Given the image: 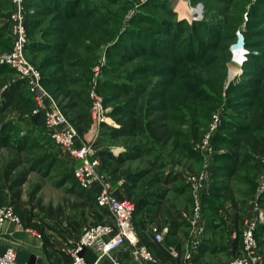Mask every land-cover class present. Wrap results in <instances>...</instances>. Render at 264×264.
<instances>
[{
	"label": "trees",
	"instance_id": "obj_1",
	"mask_svg": "<svg viewBox=\"0 0 264 264\" xmlns=\"http://www.w3.org/2000/svg\"><path fill=\"white\" fill-rule=\"evenodd\" d=\"M206 1L209 3L207 14L218 12L222 18L220 22L212 23L211 18L208 21L195 20L192 23L177 19L173 23L152 29L151 26L157 23L158 18L149 13L134 15L125 21L126 14L141 3L140 0H25L28 37L26 56L40 71L43 85L75 126L79 136L85 138L92 128L90 90L93 82L98 81L97 90L103 96L105 104L113 107L110 115L119 124V127L103 124L107 128L104 134L111 132L109 135L112 140H133L123 141L128 154L114 156L110 151H99L98 154L100 158L108 156L113 161V167H110L113 170H107L113 183L120 181L126 174L134 179L133 182L124 181L122 187L126 198L135 205L134 221L137 231L148 225H151V231L153 225L160 229L168 227L169 231L161 242L155 241V235L151 233L155 241L154 253L161 263L184 264L187 250L185 243H175L171 238L179 236L182 228L191 227L189 218L193 197L190 184L183 181L188 194L186 200L191 208L190 213L185 215L180 206L168 197V191L164 187L172 180L180 179L165 171L160 173L163 165L155 166L156 160H164L179 153L178 161L192 169L190 173L200 171L201 168L196 171L184 162L182 156L192 155L202 165L204 155L198 149L194 151L193 142L202 140L214 110L224 101L240 103L238 107H250L251 110L227 116L222 114V127L212 137L215 153L210 161L211 181L202 197V215L205 222L209 221L210 216L220 217L225 202H232L237 206L233 181L250 184V189L254 191L260 181L259 176L264 173V107L259 104L264 100V69L258 72L264 65V58L250 53L247 60H243V68L253 67L256 70L254 74L260 77L259 81L253 79L248 82L245 90L236 93L234 97L232 96L236 87H231L230 84L225 89L227 60L232 58L231 46L237 41L236 31L239 28L244 34L247 32L239 25L244 22L242 14L246 12V6L251 0ZM144 6L141 5L137 10H142ZM32 8L38 9L31 12ZM12 9L11 0H0V19H8L0 22V31L3 32L0 34V54H7L13 48L12 31L10 36L5 37L9 26L11 29L9 19ZM175 12L168 9L173 17L177 15ZM148 22L151 23L149 27L139 25ZM157 34H164L170 40L159 42L155 39ZM185 34H189L190 38L183 37ZM51 37L56 39L50 40ZM194 38L199 41H193L196 40ZM178 39L184 40L181 46ZM246 42V47L250 48L247 37ZM103 53H106L107 61L101 65ZM142 58L152 61L144 63ZM255 61L262 65H256ZM126 64H131V67L122 70ZM97 67L104 76H99L100 73L96 75ZM16 73L18 74L13 67L0 64V122H4L1 125L2 130L16 128L17 134L21 132V129L13 126V121L7 120L8 114L13 111L28 113L31 126L44 123L47 129L46 120L43 119L44 112H35L38 104L28 80L15 77ZM141 74L151 79L143 81ZM155 79L158 80L154 81ZM249 99L251 103L244 101ZM237 118L242 122L239 123ZM2 137L6 139L7 135ZM10 140L11 136H8L6 144L12 143L13 148H20L17 146L18 140ZM24 142L26 141H21L22 149L19 151L43 148L33 141L27 146L28 149H24ZM224 146L230 148L226 150V157L218 151ZM153 152L157 154L156 159L148 161L152 165L150 169L134 173L124 170L127 162L141 159L144 155L150 157ZM35 158L31 161L45 167L60 162L50 151L36 155ZM223 158L229 163L221 161ZM23 162L19 157L12 158L0 169V203L9 200L15 203L20 200L21 187L27 182L30 173L19 170ZM32 168L34 171L35 167ZM74 171L75 166L65 182L75 179L78 189L73 188L72 192L81 201V206L93 207L110 215L105 207L98 204L94 194L81 187ZM153 171L154 175L149 176ZM142 177L145 179L143 185L140 183ZM155 187L158 189L152 191V194L141 193ZM8 192H12L17 199L8 198ZM250 193L251 190H248L245 194ZM3 205L5 204H0ZM144 215L148 219L137 220L138 216ZM235 217L234 221L240 225L241 215L236 214ZM108 222L111 221H97L88 225ZM209 226L213 227L210 223ZM261 228L264 229V226ZM142 238L146 240V237ZM206 242H209L207 247H215L210 245V242L213 243L211 239L207 238ZM202 245L203 242L200 250L205 248ZM170 246L176 250L177 256L169 250ZM218 248L211 253L218 254ZM242 251L243 246L242 250L238 249L232 255L229 264ZM203 256L200 257L198 253L194 258L195 264L200 261L202 264H211L201 260ZM68 262L71 264V257Z\"/></svg>",
	"mask_w": 264,
	"mask_h": 264
},
{
	"label": "rangeland",
	"instance_id": "obj_2",
	"mask_svg": "<svg viewBox=\"0 0 264 264\" xmlns=\"http://www.w3.org/2000/svg\"><path fill=\"white\" fill-rule=\"evenodd\" d=\"M140 2L141 3H138L135 7L130 9L128 13L129 15L126 14V22L128 21V17L132 18L134 15H138L141 13H149L155 15L158 18L159 22L157 21L155 25L151 26L152 29L159 27V25H164L171 22L173 23L177 19L180 21H188L190 23L194 22L195 20L208 21L210 18L212 23H217L222 20L218 12L207 14L209 10V3L206 0H140ZM180 4L190 9L192 16L191 18L182 17L181 13L176 10L177 5ZM141 5H145L144 8L142 10H137ZM213 5H216V3H214ZM36 9L38 8H32L31 12L35 11ZM168 9H172L174 12L177 11L175 12L177 15L173 17L168 13ZM246 9V12L242 14V16L244 17V22L241 23L239 27H241L244 31H247L245 35H247L246 37L249 40L251 47H246L247 53L245 55L243 54V56L245 57V60H247V57H249L250 53H252L255 56H260L259 58H264V2L251 0V2L247 4ZM142 19H145V17H142ZM4 21H8V19H0L1 23H3ZM162 22L164 23L161 24ZM139 25L149 27L148 25H151V23H140ZM10 31L11 29L9 26L7 35L5 37L10 36ZM40 31H42V29ZM1 33L3 32L0 31V34ZM183 37L190 38L189 34H185ZM55 39L56 37L50 38V40ZM155 39L161 42L164 39H169V37L164 34H157L155 36ZM183 41V39L177 40L179 46L182 45ZM193 41L198 42L199 40L196 39ZM185 45L188 46L187 43ZM162 47H165V45L162 44ZM231 52L232 58L229 61L227 60V78L225 80V89H227L230 84L231 87H236V90H234L235 92L232 96L234 97L236 93L243 92L245 90L244 88H246V86L249 84L248 82L252 81L253 79L254 81H259L260 77L254 74L256 70L253 67L243 68V63L241 65L239 64L240 58L236 57L232 49ZM2 55H4V53L0 54V56ZM105 55L106 53H103L101 57V65H104L107 61ZM141 61L144 63H151L150 61L152 60L142 58ZM154 62H156V60H154ZM255 63L256 65H262V63L258 61H255ZM125 67H131V64H126L124 67H122V70ZM262 69H264V65L258 72H261ZM100 75L101 73L99 74V76ZM102 76H104V74H102L101 77ZM15 77L20 78L21 76L16 73ZM140 77L143 78V81L151 79L150 77H146L144 74H141ZM158 79H155L154 81ZM97 88L98 81L96 83V89ZM244 101H246V103H251L250 99ZM259 104L260 107H264V100H261ZM239 105L240 103H231L224 101L223 104L217 106V108L214 110V113H218L222 117V114L224 116H227V114L233 115L236 114V112L244 113L251 110L250 107H238ZM106 106L108 107L107 119L104 123H102V125L106 124L113 127H119V124L116 122L115 118L110 115V113H112L113 107L108 104ZM36 109H38V107ZM27 114L13 111L7 116V120L13 121V126L18 127L19 130L21 129V132L19 134H17L16 128H8V130H2L1 125L4 122H0V169L2 168L3 164L9 159L19 157L24 161L19 170H27L28 172H30L27 178V182L21 187L20 192L22 194L20 200L15 203L9 200L8 202L4 201L0 204H5L3 206H11L8 204H12L11 207L15 209L17 216L21 218L22 224L25 227H32L33 230L41 233L45 238H63L66 246L64 245L63 241H61V243H63V245H61L62 247L65 246V248L68 249L71 245L70 243H72V241H75V239H73V235L75 233H78L80 235L84 226L95 223L97 221H112V217L105 212L103 213L99 209L81 206V201L77 198L76 194L72 192L73 188L78 189L75 183V179L65 182L71 175L74 166L77 167L78 162L75 159L71 158L56 142L53 141L50 131L48 128L46 129L44 123L43 125L40 123L38 126H31V124L28 122V118L30 117V115ZM43 119L46 120L45 118ZM236 120L239 123L242 122L240 118H237ZM221 124L219 125L218 129L220 128ZM102 125H100L97 129L91 128V132L89 131L88 136H86L85 138L79 136V144L85 142H93L96 145V143H98L96 145L98 151H110L114 156H118L122 153L128 154L129 152H127L126 147L123 145V141L128 139L129 142H132L133 140L130 138H120L112 140L110 139L111 135H109L111 132H108V134L105 135V129L107 128L103 127ZM208 129L209 126L207 128V131ZM218 129L214 132V134L218 131ZM93 132H95V134L91 137L90 133ZM102 133L104 134L103 136ZM3 135H7L6 139L2 137ZM8 136H11L12 140L10 141L14 142L18 140L19 144H17V146L20 148H13L12 143L6 144L8 142ZM204 136L202 135L203 138L201 137L202 140L200 142H198L200 139L193 142L195 143L193 146L194 151L195 149L200 150L199 148H197V146L198 144L203 142ZM22 140L26 141L24 142V145L26 146L24 149H26L29 143L33 141H35L37 145L43 146L44 149L42 148L33 151H19L22 149ZM227 149L230 150L228 146H224L223 149H220L218 151L224 153L223 157H226ZM47 151H50L53 155H55V157H58L60 162L53 166L45 167L40 165L39 163L31 161L32 159H36V155L39 156L40 154ZM214 151L208 157L210 161L213 157V154L215 153ZM152 154L150 157L149 155H144L141 159L127 162L124 166V170H130L132 173H134L135 171H144L150 169L152 165L149 164L148 161L155 158L157 152L156 154L155 152H153ZM202 154L205 155L203 152ZM179 155V153H176V156L166 157L164 160L157 159L155 166L160 167L163 165L162 169L159 170L160 173L162 171H165L166 173H170V175H173L174 177H178V179H180L172 180L171 183L165 184L164 187L168 191V197L175 203H177L186 213H190L191 208H189V204L186 200L188 198V194L185 191L183 181H188V176L193 170L191 169V171L189 167L183 164V162L178 161ZM182 157L183 161L187 162L189 166H192L194 170L198 171L200 168H204L205 158L203 159L204 162L201 165L200 162H197L195 160L197 158L192 155H185ZM221 161H223L224 163H229L225 158L221 159ZM100 162V170L103 171L104 168L106 169L104 170L105 176L109 177L114 189H121V187L123 186L122 183L124 181H134V179L129 176L128 177L130 179H128L126 174L122 178H120V181L113 183L111 177L109 176V173L107 172V170L109 172L113 170L112 168H110L111 166L113 167V165L111 164L113 161L108 156H105L103 158H100ZM32 166L35 167L34 171H32ZM263 174L259 176L260 181L262 180ZM152 175H154V171L149 174V176ZM144 181V178L140 181L141 185H143ZM260 181L254 191L250 189V184L245 185L239 181H233L234 190L236 192V200L238 203L237 206L232 202H225V207L221 212L220 217L210 216L209 221L205 222L207 233L205 238H203L204 241L202 246L207 247V245H209V242H206L207 238H209L213 242L212 244L210 242L211 246H215L217 248L220 247L218 248L220 249L219 254L215 255L214 257H217L218 259L220 258L222 261L219 260L217 264H229V260L232 255L235 254L238 249L242 250L241 237L243 233L242 231L245 227V223L249 217L255 216L258 217L257 236L260 243V250L262 252L261 254L264 257V229L261 228L262 226H264V191H260L262 185V181ZM157 189L158 188L155 187L152 190H145L141 193L148 195L152 194V191ZM17 190L19 191L18 188ZM248 190H251L250 195L245 194ZM7 194L8 198L17 199L12 192H8ZM151 197L152 196H150V198ZM237 210L240 211L237 212ZM236 214L241 215L240 225H237L234 221V219H236ZM145 218L148 219L146 215L138 216L137 220H144ZM209 223L213 227H210ZM148 226L145 229H138L140 237H144L147 233H150L151 225L149 226V228ZM193 239L194 236L192 235L191 228L188 227L182 228L179 236H177L176 238H171V241L175 243H177L178 241H182L183 243H185L184 247L188 248L192 245ZM166 240H168L167 237ZM144 243L148 245L151 251H153L154 253L153 243H151L150 241H146ZM153 256L156 258L155 253L153 254ZM192 264H195V262L193 261Z\"/></svg>",
	"mask_w": 264,
	"mask_h": 264
},
{
	"label": "built area",
	"instance_id": "obj_3",
	"mask_svg": "<svg viewBox=\"0 0 264 264\" xmlns=\"http://www.w3.org/2000/svg\"><path fill=\"white\" fill-rule=\"evenodd\" d=\"M11 1L13 9L10 25L14 35V43L9 53L0 56V64L13 67L21 78L28 80L30 90L38 104V109L35 112L42 111L45 113L46 125L53 140L64 152L78 162L74 173L79 184L87 190H90L96 183L99 184L100 189L94 195L98 204L101 207H105L112 217L111 222L83 227L80 237L72 241L69 247L71 264H90L84 255L86 249L92 250L97 255L96 264L106 257L111 258L112 264H122L112 254L127 244L133 247V253L138 258L156 261L148 247L140 243L134 221V203L127 198L121 199L114 194L109 177H106L105 173L100 170L99 151L95 144L93 142L79 144L77 129L71 124L55 99L43 85L40 71L27 58L26 3L25 0ZM95 71L96 75H98L100 68L97 67ZM96 83L97 81H94L90 90L92 129H97L106 121L108 110L104 98L97 92ZM221 122V115L214 113L203 142L197 146L205 154L204 168L196 173H190L188 176V183L190 184L193 197V215L189 218V221L194 239L192 245L185 253L184 264L193 263L204 237L205 225L202 216V197L211 181L210 160L208 157L214 151L212 137ZM95 132L90 133L91 137ZM261 181L260 191H264V174ZM7 222H12L19 226L23 225L21 218L17 216L13 207L0 206V237L3 235V228ZM257 228L258 217L248 218L242 233V254L233 257L230 264H264V257L260 253L256 233ZM168 231V227L160 229L158 226H154L153 232L156 241H163ZM171 252L175 256L178 255L173 248ZM0 264H20L17 261L16 251L13 246H6L0 251Z\"/></svg>",
	"mask_w": 264,
	"mask_h": 264
},
{
	"label": "crops",
	"instance_id": "obj_4",
	"mask_svg": "<svg viewBox=\"0 0 264 264\" xmlns=\"http://www.w3.org/2000/svg\"><path fill=\"white\" fill-rule=\"evenodd\" d=\"M88 134L86 136H88ZM99 189H100V185L96 183L89 191L92 194L96 195ZM113 192L117 197L121 199L126 198V192L123 187H121V189L119 190L113 188ZM181 210L186 215V212L182 208ZM192 215H193V204H192L191 216ZM203 222L206 231V223L204 217H203ZM154 226L156 225H153V227ZM153 227H152V231H150V233H147L146 236H144L146 237V240L150 241L151 243H155L156 241V239L154 241V238L151 236V233L153 232ZM206 233L207 232L204 233L205 235L203 238H205ZM138 236L140 239V243L147 246L144 243L146 240L140 237L139 233ZM79 237L80 235L78 233H75L73 235V239L75 240H77ZM49 239L43 237V235L37 232L36 230H33L32 227H25L24 225L19 226L16 225L15 223L7 222L3 228V235L0 237V251H2L6 246L9 245L13 246L16 251L17 261L20 264H70V262H68L70 260V257L68 258L66 257V255L67 256L69 255V248L68 249L65 248L66 243L64 242L63 238L59 237L55 239L52 238ZM61 241L64 242L65 246L62 247L63 243H61ZM172 248L173 247L170 246L169 250L171 251ZM199 250L196 253L195 257L197 256L198 253L200 257L204 255L203 258L201 259L204 262H209L211 264H214V263H218L219 260L222 261L220 258L218 259L217 257H214L215 255H217L216 253L214 255L211 253V251L213 250L217 251V247H214L213 249L210 247H205L200 251ZM62 251H66V252L64 253ZM133 252H134L133 247L127 244L118 251H115L112 255L117 261L121 262L122 264H170V263H161L157 258H155L156 261L142 260L138 258ZM84 255L90 264H96L97 255L92 250L86 249L84 251ZM184 260H185V256H184ZM97 264H112V260L111 258L106 257L101 261H99ZM198 264H202V262L200 261Z\"/></svg>",
	"mask_w": 264,
	"mask_h": 264
},
{
	"label": "water",
	"instance_id": "obj_5",
	"mask_svg": "<svg viewBox=\"0 0 264 264\" xmlns=\"http://www.w3.org/2000/svg\"><path fill=\"white\" fill-rule=\"evenodd\" d=\"M236 35H237V41L234 44H232L231 49L235 55L239 53L241 54V56H243V54L245 55L247 53L246 36L240 28L236 31Z\"/></svg>",
	"mask_w": 264,
	"mask_h": 264
},
{
	"label": "bare ground",
	"instance_id": "obj_6",
	"mask_svg": "<svg viewBox=\"0 0 264 264\" xmlns=\"http://www.w3.org/2000/svg\"><path fill=\"white\" fill-rule=\"evenodd\" d=\"M176 10L181 13L182 17H185V18L186 17L187 18H191L192 17L190 9L188 7L182 6V4L177 5ZM238 54L236 55V57L240 58V62L239 61L238 62L241 65L243 63V60H244L245 57L241 56V54H239V55ZM236 63H237V61H236Z\"/></svg>",
	"mask_w": 264,
	"mask_h": 264
}]
</instances>
